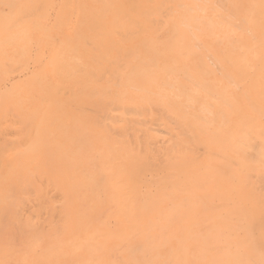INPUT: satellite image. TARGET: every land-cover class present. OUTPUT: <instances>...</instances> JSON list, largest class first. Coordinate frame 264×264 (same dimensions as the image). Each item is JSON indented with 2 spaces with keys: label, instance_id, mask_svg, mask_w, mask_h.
<instances>
[{
  "label": "rangeland",
  "instance_id": "rangeland-1",
  "mask_svg": "<svg viewBox=\"0 0 264 264\" xmlns=\"http://www.w3.org/2000/svg\"><path fill=\"white\" fill-rule=\"evenodd\" d=\"M0 264H264V0H0Z\"/></svg>",
  "mask_w": 264,
  "mask_h": 264
}]
</instances>
